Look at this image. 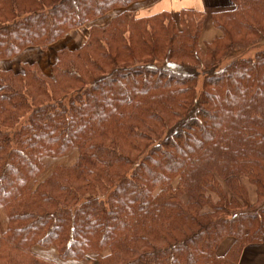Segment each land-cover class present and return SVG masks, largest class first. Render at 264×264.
Segmentation results:
<instances>
[{"label": "trees", "instance_id": "trees-1", "mask_svg": "<svg viewBox=\"0 0 264 264\" xmlns=\"http://www.w3.org/2000/svg\"><path fill=\"white\" fill-rule=\"evenodd\" d=\"M140 1L0 0V60L124 9L52 73L0 69V264H239L264 241V50L224 64L264 41V0L212 12L205 47L207 12Z\"/></svg>", "mask_w": 264, "mask_h": 264}, {"label": "rangeland", "instance_id": "rangeland-1", "mask_svg": "<svg viewBox=\"0 0 264 264\" xmlns=\"http://www.w3.org/2000/svg\"><path fill=\"white\" fill-rule=\"evenodd\" d=\"M144 2L140 1L138 4L135 3V5L130 6L128 9H130V11L134 12L137 16H141L144 14H152V13H156L157 11L160 12L162 10H168L170 12H172L176 17H178L179 12L184 9V8H188V9H201L204 12H207V16L205 18L204 21V27H203V32H202V37H201V42H202V46H204V43L206 42H210L213 40V38L215 36H217L219 34L218 30L216 29V27L214 26L213 22H212V12L216 11V10H223V9H227L229 7L233 6V1L232 0H143ZM192 7V8H191ZM124 9L123 8H118L115 9L113 11H110L108 14H106V16H104V18H98L97 24L93 23L91 28L94 25H99V24H104L106 25L107 22L113 17L116 16L118 14H120ZM116 14V15H115ZM103 17V16H102ZM100 19V20H99ZM97 20V19H95ZM93 20V21H95ZM93 21L89 22L92 23ZM87 23V24H89ZM99 26H103V25H99ZM88 31V35H89ZM70 32L61 40L57 41L56 43L50 45V47L42 52V56L41 55H35L34 58H32L33 60L38 59L41 62L37 61L40 66L43 68V70H45L47 73H52V65L53 63L50 61H56L57 60V51L63 47H69V48H77L81 45H83V32H80L77 38V34L73 37V35H69ZM69 35V36H68ZM87 40V39H86ZM260 50H264V41H262L261 43H256L250 46H245L241 49H237L232 51L227 58L224 61V64L230 63L236 59H240V58H251L254 57L255 54L260 51ZM53 57V60H51ZM40 58V59H39ZM29 61V62H35V61ZM2 66V64H0V67ZM21 69V68H20ZM19 69V70H20ZM73 162V161H71ZM233 242L232 238H228L227 240L224 241V243H222V245L220 246V253H224L228 248V244L229 242ZM227 248V249H226ZM53 251V250H52ZM39 252L42 254L45 252L43 250H39ZM50 256H54L56 255V252H48ZM73 264H90V263H85V262H81V263H73Z\"/></svg>", "mask_w": 264, "mask_h": 264}, {"label": "crops", "instance_id": "crops-1", "mask_svg": "<svg viewBox=\"0 0 264 264\" xmlns=\"http://www.w3.org/2000/svg\"><path fill=\"white\" fill-rule=\"evenodd\" d=\"M147 1V0H146ZM144 2V1H142ZM139 3V2H138ZM136 3V4H138ZM141 3V2H140ZM135 5V3L133 4ZM131 5V6H133ZM192 8V7H191ZM130 10V9H129ZM166 10V9H165ZM199 11H202L201 9L198 8ZM163 11V10H162ZM158 12V11H157ZM116 15V14H115ZM146 15V14H144ZM144 15H141V16H144ZM106 16V15H105ZM114 17V16H113ZM112 17V18H113ZM101 18H104L101 17ZM111 18V19H112ZM110 19V20H111ZM100 20V19H99ZM109 20V21H110ZM97 20L93 21L92 23H89V24H86L84 25L83 27L81 28H78L76 30H73L70 32L69 35H73V37L76 35L77 38H78V35L80 32H83V42L84 43L88 37V31H90L91 29V26L93 23H96L97 24ZM108 21V22H109ZM107 22V23H108ZM99 25H104V24H99ZM68 35V36H69ZM51 48V47H50ZM42 52H44V50L38 48V47H30V48H27L26 50H24L21 54H19L18 56L14 57V58H11V59H5V60H0V64H2V66L0 67V69H8V68H12V69H16V70H19L20 68H22V64L25 63V62H29L31 61L32 58H34L35 55H41L42 56ZM52 58L51 60H53V57H50ZM40 59V58H39ZM32 61H39L41 62L40 60L38 59H35ZM52 63H54L55 61H50ZM42 63V62H41ZM40 63V64H41ZM232 244V241L229 242L228 244V247ZM227 247V248H228ZM226 248V249H227ZM239 264H264V241L261 242V243H257V244H251V245H248L243 253H242V256H241V259H240V262Z\"/></svg>", "mask_w": 264, "mask_h": 264}]
</instances>
